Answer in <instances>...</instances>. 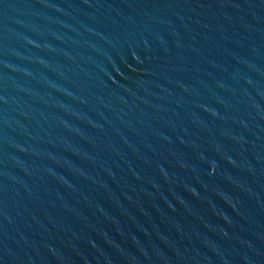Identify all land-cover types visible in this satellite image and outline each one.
<instances>
[{
  "label": "water",
  "instance_id": "1",
  "mask_svg": "<svg viewBox=\"0 0 264 264\" xmlns=\"http://www.w3.org/2000/svg\"><path fill=\"white\" fill-rule=\"evenodd\" d=\"M0 264H264V0H0Z\"/></svg>",
  "mask_w": 264,
  "mask_h": 264
}]
</instances>
